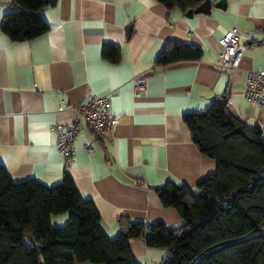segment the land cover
Instances as JSON below:
<instances>
[{
    "label": "crops",
    "instance_id": "crops-1",
    "mask_svg": "<svg viewBox=\"0 0 264 264\" xmlns=\"http://www.w3.org/2000/svg\"><path fill=\"white\" fill-rule=\"evenodd\" d=\"M217 1L210 13L190 17L189 9L158 0H56L42 11L47 32L13 41L2 25L14 5L0 0V164L15 181L36 178L49 186L69 174L111 238L123 216L180 226L177 209L163 206L152 187L169 180L196 187L217 169L193 142L184 113L205 110L228 91L230 112L264 133V108L244 94L247 71L264 69V0H225V7ZM234 26L252 47L239 67L225 69L219 39ZM170 40L201 47L202 57L157 64ZM106 44L119 48L118 61L104 57ZM135 77L147 81L139 96ZM93 93L109 95L115 135L98 138L82 125L66 166L54 125L73 122ZM61 217L68 221L67 213ZM131 248L140 264H160L166 255L143 238L132 239Z\"/></svg>",
    "mask_w": 264,
    "mask_h": 264
},
{
    "label": "trees",
    "instance_id": "trees-1",
    "mask_svg": "<svg viewBox=\"0 0 264 264\" xmlns=\"http://www.w3.org/2000/svg\"><path fill=\"white\" fill-rule=\"evenodd\" d=\"M56 0H12L2 30L13 41L31 40L49 30L43 9ZM186 11L205 0H158ZM203 49L170 40L156 58L165 66L197 60ZM103 55L116 62L120 50L106 44ZM184 121L199 150L217 161L214 173L196 187L169 180L152 187L165 207L177 209L178 227L164 222L119 218L111 238L93 200L85 198L65 174L53 186L36 178L13 180L0 164V264H140L131 240L163 248L160 264H264V133L228 108V91L205 110L187 111ZM68 213L64 226L52 215ZM148 234V235H147Z\"/></svg>",
    "mask_w": 264,
    "mask_h": 264
},
{
    "label": "built area",
    "instance_id": "built-area-1",
    "mask_svg": "<svg viewBox=\"0 0 264 264\" xmlns=\"http://www.w3.org/2000/svg\"><path fill=\"white\" fill-rule=\"evenodd\" d=\"M219 42L222 45L219 65L225 69L239 67L245 51L252 47L251 43L242 41L241 32L236 26L227 30ZM132 84L135 95L139 96L145 90L147 81L144 77H135ZM244 94L249 101L264 108V69L247 71ZM109 104L108 94L93 93L77 108V117L73 122L54 125L58 134V149L64 156L66 166L72 163L77 152L75 143L82 125H86L98 138L111 140L114 137L118 115L110 111Z\"/></svg>",
    "mask_w": 264,
    "mask_h": 264
},
{
    "label": "water",
    "instance_id": "water-1",
    "mask_svg": "<svg viewBox=\"0 0 264 264\" xmlns=\"http://www.w3.org/2000/svg\"><path fill=\"white\" fill-rule=\"evenodd\" d=\"M213 6L212 0H205L203 1L197 8L189 9L187 16H192L194 13H210L211 7ZM214 6L216 7H225V0H218L216 3H214Z\"/></svg>",
    "mask_w": 264,
    "mask_h": 264
},
{
    "label": "rangeland",
    "instance_id": "rangeland-1",
    "mask_svg": "<svg viewBox=\"0 0 264 264\" xmlns=\"http://www.w3.org/2000/svg\"><path fill=\"white\" fill-rule=\"evenodd\" d=\"M68 214V213H67ZM57 215H59L58 217H57ZM63 215V213H61V214H55V215H52L53 216V218H52V224L54 225V226H64V225H66V223H60V221H61V216ZM66 215V214H65ZM57 217V218H56ZM61 217V218H60Z\"/></svg>",
    "mask_w": 264,
    "mask_h": 264
}]
</instances>
